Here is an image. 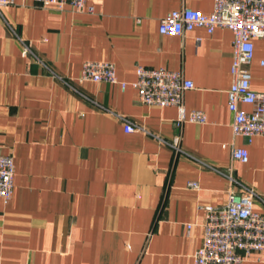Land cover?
<instances>
[{"label":"crops","instance_id":"0c3cea01","mask_svg":"<svg viewBox=\"0 0 264 264\" xmlns=\"http://www.w3.org/2000/svg\"><path fill=\"white\" fill-rule=\"evenodd\" d=\"M214 1L92 0L93 11H78L13 0L2 7L0 152L14 156L16 174L12 198H0V264H194L205 206L227 203L230 176L262 196L255 207L264 213V135L249 142L232 132L233 32L159 31L168 12L211 13ZM86 60L114 62L128 82L138 64L182 69L194 82L185 109L204 110L206 122L178 124L177 106L144 104L131 84L79 81ZM262 60L258 37L249 69L259 91ZM122 116L145 131L126 132ZM243 145L247 162L232 155ZM244 264H264V251Z\"/></svg>","mask_w":264,"mask_h":264},{"label":"built area","instance_id":"2783aa9c","mask_svg":"<svg viewBox=\"0 0 264 264\" xmlns=\"http://www.w3.org/2000/svg\"><path fill=\"white\" fill-rule=\"evenodd\" d=\"M43 6L63 9L67 4L78 11H93L92 0H35ZM13 0H0L3 6ZM196 27L213 32L218 27L228 28L234 35L232 83L228 89V105L233 113L232 132L252 142L254 136L264 135V91L252 87L249 65L255 57V39L264 37V0H215L211 13L184 6L168 12L160 19L162 34L177 35ZM24 53L32 49L24 43ZM264 65V60H262ZM79 81H107L120 84L122 90L128 85L139 92V100L147 105L177 106L180 112L178 124L188 120L204 123V110L189 112L184 106V94L194 87L182 69L155 68L138 64L137 77L132 82L121 80L112 61L86 60L82 64ZM242 104L251 105L248 110ZM124 119L126 132L144 130L129 118ZM176 150H180L178 145ZM233 158L242 162L249 160L246 145L234 146ZM16 163L12 154L0 152V198L8 201L15 188ZM228 201L222 206H205L204 237L195 254L194 264H244L254 252L264 251V213L255 207L262 196L251 186L230 176ZM240 183L241 190L235 185ZM197 186V182L192 183ZM191 224H188V228Z\"/></svg>","mask_w":264,"mask_h":264}]
</instances>
